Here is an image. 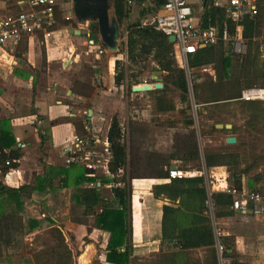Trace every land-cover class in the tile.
I'll return each instance as SVG.
<instances>
[{"label":"crops","instance_id":"crops-1","mask_svg":"<svg viewBox=\"0 0 264 264\" xmlns=\"http://www.w3.org/2000/svg\"><path fill=\"white\" fill-rule=\"evenodd\" d=\"M148 1L151 0L138 2L145 4ZM188 1L193 9V24L200 26V17L208 3L225 9L230 0ZM218 3H222V6H218ZM24 9L19 0H0V22L8 15ZM64 25L50 39L29 37L16 47L0 45V125L1 121H10L17 148L23 153L17 168L9 169L0 164V181L13 188L34 185L37 178L50 169L57 171L71 168L65 165L64 151L75 136L87 133L105 141L113 118L116 117L121 122L125 114L129 112L131 115L130 101L146 98L147 103H151L150 92H133L127 80L121 86H116L117 59H111L107 68H100V64L94 61L91 51L103 47L102 44L96 43L91 47L89 43V48H84L86 38L72 34L73 30H78L77 25ZM242 31V27H239L233 45L235 41L240 43L244 50L241 55H244L247 47ZM104 49L107 53L110 51L105 47ZM235 53L239 54L236 50ZM148 60L155 63L154 54L138 59L139 62ZM106 70L110 75L105 81ZM155 77L150 76L151 82L147 81L148 84H155ZM100 78L104 80L103 86L98 85ZM140 84H143L142 81ZM82 105L89 107L85 120L80 118L82 110L78 106ZM135 112L141 116L139 110ZM76 124H81L86 133L77 129ZM19 145L24 147L20 148ZM127 154L126 169L120 171L119 175H127L131 188V264H211L209 251L212 247L205 244L202 238L191 239L190 247L185 250L178 248L175 243L162 241L164 206L172 203L165 196L157 199L154 187L170 181L159 175L172 167H178V162H181L177 158L178 153L173 154L170 160L165 161V157L150 163L137 153L132 155L127 151ZM214 176L215 188L218 190L224 186L233 187L232 171L228 174L225 167L219 166L215 168ZM114 179L115 176L108 178L103 188L104 196L110 200L113 198ZM242 184L245 190L251 191L249 187L253 186L259 188L264 195V163L243 175ZM71 196V189L57 192L48 199L46 209L38 202L37 197L30 200L31 203L26 202L30 215L43 221L51 214L56 218L57 225L29 230L24 238V246L34 247L37 235L52 231L58 226L64 232L73 252L74 264H110L107 262L110 233L96 228L90 233L86 226L73 223L70 219ZM257 218L251 212L235 211L232 217L218 219L220 237L234 238L236 257L240 263L261 264L259 252L254 254L255 259L252 261L241 260L249 251L264 249V219L259 222ZM39 251L10 252L8 256L0 258V264H37L35 257Z\"/></svg>","mask_w":264,"mask_h":264},{"label":"trees","instance_id":"trees-1","mask_svg":"<svg viewBox=\"0 0 264 264\" xmlns=\"http://www.w3.org/2000/svg\"><path fill=\"white\" fill-rule=\"evenodd\" d=\"M154 8L142 11V15L156 11L164 0H151ZM117 25L127 22L132 10L127 5V0H114ZM228 23L231 37L236 38L238 28L242 27V38L246 42L247 51L244 55L235 53L233 41H220L214 47L199 50L191 58V67L200 68L204 65H213L216 70V79L204 76L201 81L193 85V97L198 106L207 108L222 105L237 104L244 114L248 115L245 131L260 132V122L264 120V101H241L245 89L264 88V0L258 2V14L246 15L239 22H232L227 18L224 8L215 4H207L200 17V27L222 28ZM138 32L143 31L138 39L134 33L130 36L128 46V59L131 66L136 69V75L126 77L121 69V61H116V86H121L128 81L130 89L140 84L136 78L146 70H151L154 75H160L164 88L152 91L149 94L154 99V110L157 113H167L176 110V103L170 97L171 90L180 93L182 103L190 102V91L186 75L176 61L174 45L169 37L158 31L155 25H143ZM133 25L130 26V28ZM136 27V26H135ZM93 47V46H91ZM147 54H154L156 67L152 63L139 62ZM134 78V79H133ZM192 125L193 122L188 123ZM214 132H225L227 129H217ZM77 129L86 133L81 124H76ZM232 132L236 128L233 127ZM194 137V134L192 135ZM191 136V137H192ZM187 147L178 153L181 162L197 163L200 160V149L194 138ZM110 144V169L114 179L112 187L113 198L107 199L102 188L91 187L92 179L87 177L83 169L77 167L50 169L38 177L34 185H23L13 188L0 181V258L6 257L10 252L21 253L24 250V238L28 231L39 230L57 225L56 218L48 215L43 221L29 214L26 202L37 197L38 202L47 206L48 199L57 192L71 189L70 219L73 223L83 225L92 232L94 228L110 233L108 242L107 262L110 264H131L132 261V205L131 188L126 174L120 177V171H125L127 166V147L123 141V131L118 118H113L108 133ZM23 153L17 148L10 121H1L0 125V164L9 169L19 166ZM238 155L234 153L205 154V162L214 182L215 168L219 166L232 167L231 188L244 190L242 177L251 169H241L236 163ZM10 161L9 167L6 163ZM234 161V162H233ZM169 170L162 172L160 178L170 181L154 187L155 197H167L171 205H165L162 220V241L175 243L178 248L190 247L194 238H202L205 244L212 247L209 251L211 264H219L215 248V234L210 217L207 214V191L203 178L170 179ZM119 176V177H117ZM57 182V184L55 183ZM57 185V186H56ZM256 191L255 187H249ZM234 198L222 191L213 193V202L217 219L232 217ZM194 229V232L188 230ZM55 245L46 251L40 252L35 261L37 264H74V255L68 244L65 234L58 226L52 229ZM207 239V240H206ZM221 240L226 247V255L236 259L235 241L233 237L222 236ZM231 253H228V251ZM234 264L240 263L237 260Z\"/></svg>","mask_w":264,"mask_h":264},{"label":"built area","instance_id":"built-area-1","mask_svg":"<svg viewBox=\"0 0 264 264\" xmlns=\"http://www.w3.org/2000/svg\"><path fill=\"white\" fill-rule=\"evenodd\" d=\"M139 0H127V5L131 7ZM25 9L16 14L5 17L0 22V45L16 47L25 38L43 37L50 39L54 36L59 24V17L63 15V21L69 26L77 25L78 30L86 33L88 42L89 35L97 31L96 22H90L87 28L81 27L76 23L74 14V0H19ZM151 2V1H148ZM259 0H230L225 7L226 15L232 22H239L246 15L258 14ZM153 6V5H152ZM222 6V3H218ZM155 12L154 25L156 29L166 36H175L174 53L178 66L184 70L189 86L192 91V80L196 72L209 74L216 79V70L213 65H204L200 68L191 67V58L199 50L218 45L220 41L230 42L236 40L231 37L228 23L222 28L210 27L202 29L193 24V9L188 0H164ZM96 45V44H95ZM92 45V46H95ZM235 50L241 54L244 53L240 43L235 41ZM99 54L105 53L104 47L98 48ZM148 84L147 81L142 82ZM241 101H264V88L245 89L241 95ZM199 106L193 101V108L196 110ZM19 147H24L19 145ZM65 165L67 167H81L92 179L91 187L102 188L103 182L110 177H114L110 169V144L108 139L102 141L92 135H77L64 151ZM10 161L6 163L9 167ZM170 179L203 178L207 191L206 207L209 217L214 219L213 193L215 191L226 192L232 195L233 210L240 213L251 212L255 216L264 215V195L259 191L237 190L229 186L215 188V181L203 161L202 168L181 169L176 167L169 170ZM215 178V176H213ZM45 216L43 215V218ZM216 217V216H215ZM213 225V223H212ZM215 234V248L217 252L218 263L232 264L231 259L226 255L219 229L213 227Z\"/></svg>","mask_w":264,"mask_h":264},{"label":"rangeland","instance_id":"rangeland-1","mask_svg":"<svg viewBox=\"0 0 264 264\" xmlns=\"http://www.w3.org/2000/svg\"><path fill=\"white\" fill-rule=\"evenodd\" d=\"M152 7L154 6H152L150 2H145V4L136 2L130 7L132 10L130 19L123 25H119V42L116 50L111 52L109 51L108 53L105 52L103 55L99 54L97 49L91 51L93 58H95L94 61L100 64V68H103L104 66L107 68V65L110 63L111 59L113 61L117 59L121 61V69H123V71L126 73V77H133V75L137 74L136 71H132V69L136 68L131 66V63L127 58V50L131 38L130 35L132 33L135 35L137 34L138 28L141 26L139 23L143 25H154L155 12L142 15L143 10ZM64 24L65 22L63 21V15H61L59 17L57 30L60 27H64ZM131 25L133 26L130 28ZM78 28L79 27L76 29ZM142 33L143 31L138 33L140 35H136L134 37L138 39L139 36L141 37ZM85 38L86 40H83L85 42L83 47L89 48L88 38ZM262 41L264 42V36L262 37ZM234 46L235 45H233V49L235 48ZM81 48L82 45H80V49ZM144 62H142V64H144ZM147 63L152 62L148 60ZM151 67H156V65L152 63ZM108 75H110V72L106 70L104 77L105 81L107 80ZM102 76H104V73ZM150 76H158L160 80L162 79L160 75H154L151 70H146L136 78V81L139 80V82H151L149 78ZM204 76H209V74L196 72L194 74V78L191 79L192 91L190 92V102L188 104L181 102L179 91H170L169 95L176 103V110L173 112L157 113L154 110L153 97L149 99L151 103H147L146 98H135L133 101H130L131 115L128 112L120 122L124 136V143L128 149L127 151H130L132 155L137 153L140 156H144V159H146L147 163L153 162L154 160L159 161L165 157V161H167L168 159L170 160L173 154L182 152V150L187 147L188 143L193 140L192 138H194L200 149V160L197 163L178 162L177 165L181 169H201L202 163L205 161V154L208 152L237 154L238 159H236V163L241 169L253 170L260 164H263L264 120L260 122V132H250L245 131L248 115L244 114L237 104L222 105L207 109L202 106H199L196 110L193 108V85L195 82L201 81ZM99 84L103 86L104 80L100 78L98 80V85ZM78 107H80L82 110L80 118L84 120L87 119L86 110L89 107H84L83 105ZM136 110L140 111L141 116L135 112ZM190 121L193 122L192 125L188 124ZM217 123H219L218 125L223 126L232 125L236 128V130L235 132H232V130H227L225 132H214L212 128ZM218 125H216V128ZM193 134L194 137L192 136ZM229 137L237 138V143L235 145H228L226 139ZM221 167H225L228 171V174L231 173L232 167ZM254 189L262 193L259 188ZM28 202L31 203L32 201ZM43 208L46 209V206H43ZM215 216L214 219L210 217L211 222L213 223V227L215 229H220L219 224H217L218 219ZM257 219L260 222V220L264 219V215L258 216ZM33 243L34 247L32 248L26 246L28 250L24 246L23 252H32V250H40L39 252H42L49 249V247H53L55 245V240L52 231H45L42 234L37 235ZM258 252L261 254V264H263L264 249L261 248L257 251H249L241 260L246 261V259H251L252 261L255 259L254 254L256 255ZM235 260H239L238 257H236V259L233 258L232 263Z\"/></svg>","mask_w":264,"mask_h":264},{"label":"water","instance_id":"water-1","mask_svg":"<svg viewBox=\"0 0 264 264\" xmlns=\"http://www.w3.org/2000/svg\"><path fill=\"white\" fill-rule=\"evenodd\" d=\"M74 14L76 23L81 27L87 28L90 22H96L97 31L89 35L91 45L100 42L106 49L116 50L119 42V28L114 0H74ZM72 34L86 37V33L80 30H73ZM169 41L174 44L175 36H170ZM154 79L157 80L155 84H138L132 88L133 92L142 93L163 89L162 81L157 77ZM91 113L90 111L89 114L91 115ZM217 128L231 130L232 125H218ZM226 142L228 145H235L237 138L229 137ZM174 168L176 167H172V169Z\"/></svg>","mask_w":264,"mask_h":264}]
</instances>
